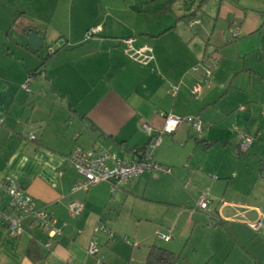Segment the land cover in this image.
<instances>
[{"label":"crops","instance_id":"0c3cea01","mask_svg":"<svg viewBox=\"0 0 264 264\" xmlns=\"http://www.w3.org/2000/svg\"><path fill=\"white\" fill-rule=\"evenodd\" d=\"M57 1L0 0V175L14 178L39 208L53 213L61 232L50 238L28 222L25 233L12 238L0 226V264H145L152 245L181 255L177 264H264V112L258 107L264 104V25L259 29V12L245 16L240 9L235 11L239 17H230L228 1L220 0L217 15L228 22L236 42L226 40L208 51L194 30L210 17L193 11L199 0L180 6V0H134V6L131 0H96L89 24L81 18L75 30L51 26L63 17L54 12ZM141 3L144 9L136 10ZM153 14L162 20L151 21ZM181 17L186 24L178 21ZM96 28L98 33L89 36ZM27 30L44 38L48 59L29 49ZM128 39L136 49L150 47L152 59L133 60L126 53ZM53 46L60 48L53 52ZM208 58L214 67L211 83L200 69ZM29 76L30 92L24 88ZM162 112L203 123L202 135L183 122L162 137L155 160L172 174L144 173L123 187L103 182L88 192H71L79 174L67 159L77 146L106 149L132 161L163 129ZM145 124L153 131H145ZM247 133H256L247 153L253 148L259 174L244 167L247 161L229 165V148L239 149ZM217 148L222 154L212 155ZM198 152L214 158L213 169L198 164ZM209 194L211 213L197 208ZM7 202L0 194V211L10 212ZM72 202L84 206L81 215L71 217ZM172 217L183 224L173 229ZM134 219L138 228L143 223L155 229L153 235H137L147 243L145 260H138L142 254L136 256V244L116 234L121 222ZM260 220L263 232L255 233L251 225ZM102 226L112 238L96 230ZM157 232L173 238L167 242ZM92 242L99 247L95 256L88 253ZM31 243L38 246L34 256L42 259L28 255Z\"/></svg>","mask_w":264,"mask_h":264},{"label":"built area","instance_id":"2783aa9c","mask_svg":"<svg viewBox=\"0 0 264 264\" xmlns=\"http://www.w3.org/2000/svg\"><path fill=\"white\" fill-rule=\"evenodd\" d=\"M194 23H191L193 26ZM98 30L95 29L89 33V36L95 35ZM239 33H235L238 37ZM134 39L125 40L126 53L135 61L146 64L152 59V49L150 47H141L139 49L133 46ZM54 52V49H51ZM218 61L214 63V67ZM205 78L210 79L212 71L206 70ZM32 76L27 79L24 88L30 92V82ZM200 91V86L194 88V93ZM161 116L166 120L165 125L161 131L154 136L148 147L143 151L139 157L132 161H126L116 154L105 150H85L77 146L68 156L69 161L77 170L78 179L71 188L72 193L88 192L91 188L103 182H111L114 187H123L136 177L145 174L165 173L172 174V169L164 167L155 160V153L162 143L164 135L173 134L183 122H187L194 132L201 134L203 131V123L197 118L183 119L172 113L162 112ZM144 129L147 132H152L150 125L145 124ZM34 140L35 136L31 135ZM255 138L249 134H245L239 145V150L244 155L247 153ZM0 194L8 198V209L10 212L0 211V226L4 227L7 236L12 238H19L25 233L26 224L29 222L31 227L38 228L42 231H47L50 238H55L61 234L58 229V219L48 211L46 208H39L35 199L28 193V191L20 185L14 178L10 176L0 175ZM213 201L208 195H204L199 199L198 207L204 212L211 213L214 211ZM84 206L78 202H72L69 205V213L71 217H77L83 213ZM252 231L259 233L262 229V222L257 221L251 225ZM104 230L108 233L110 238L113 233L109 232L105 227L97 228L96 230ZM165 241H170V236H163ZM99 247L97 242H92L88 253L90 255H97Z\"/></svg>","mask_w":264,"mask_h":264},{"label":"rangeland","instance_id":"374dc122","mask_svg":"<svg viewBox=\"0 0 264 264\" xmlns=\"http://www.w3.org/2000/svg\"><path fill=\"white\" fill-rule=\"evenodd\" d=\"M219 1L220 0H205L202 2V0H199L197 2L196 6L193 7L194 12L198 13L201 11H206L210 15V17H208V18L203 17V20H204L203 25L199 26L198 28L197 27L194 28V30H196V32L199 33L198 34V36H199L198 41H203L204 44L207 43V45L209 47L208 51H210L211 48L215 44H216L215 46L218 47L220 43L225 42L226 40H228V42H231L233 44L236 42V40H234L231 37L232 35L230 34V32L228 30L229 29L228 22H226L222 16L219 17L217 15L218 10H220V5H221L219 3ZM225 1H228V3H229V6L227 5L225 9L229 8L228 12L230 14L229 15L230 17H235V16L239 17L241 15V13H239V12L235 13V11H238L240 9L243 11L242 13L245 16L248 15V12H250V10H255V11L259 12L258 13L259 14V21H260L259 29L264 25V0H241V2H240V0H225ZM132 2H134V0H131L130 5L134 6V3H132ZM157 2H159V0ZM119 3L124 5V6L126 5L122 1H120ZM119 3H117V4H119ZM184 3L186 4V0H180L179 6L184 5ZM54 4L56 5L54 12L56 11V9H58V15L63 16V17L54 18L53 22L50 23V24H52L51 26L53 28L54 27H56V28H62L63 27L64 29H69L70 27H72V29L75 30V29H78L81 27V24H80L81 18H82V20L84 19V22H87L86 24H89V16L91 13H93V10H95L94 7L96 4V0H58L57 3H54ZM135 5H136V7H134V8L136 10H138L139 8H140V10L144 9L142 3L140 4V7L137 4H135ZM169 5L171 6V3H169ZM156 7L160 8V7H162V5H158ZM173 7L174 6H172V8ZM181 7H183V6H181ZM50 9H51V7L45 9V11H47L46 12L47 14L50 13ZM69 9L72 10L71 11L72 15L69 14V11H70ZM146 11H149V9L146 8ZM151 11H153V7H151ZM212 14H214V15H212ZM43 16H45V15L43 14ZM71 16H72V21L70 20ZM166 16H167L166 19H168V21H169V20H171L169 17L173 16V13L169 12L166 14ZM176 16H175V18H176ZM49 18L52 20V16H50ZM149 18L151 21H155L156 23L159 22L160 20H162V19L159 20L157 18V16L154 14H153V16L149 15ZM183 18L182 17L178 18L179 19L178 21L179 22L183 21L186 24L187 21H185V20H187V19H183ZM91 21H93V18L91 19ZM82 26H83V24H82ZM205 28H206V31H205ZM93 30H95V29H92L91 31H93ZM201 31H203V33H201ZM263 34H264V30H263ZM233 36L235 37V33H233ZM209 40H212V41H209ZM262 45L264 46V36L262 38ZM52 48L54 50H56L57 48H60V46H58L56 49L54 46ZM36 55H38L39 57L44 59L47 56L46 48H44L42 51H40ZM219 58L220 57L218 56V54L215 55L213 58V63L214 62L216 63V61H218ZM208 60H209V58L206 60L207 62L205 61L203 64H201L200 69H201L202 73H205L206 70H210V71H212V73L214 72V67H213V65L211 66V63H209ZM259 64H263V62L262 63L259 62ZM202 65H204L205 67H203ZM210 79H208L206 81H208V83H211L213 80H210ZM258 107H259V109H263V112H264V104H263V106L260 105ZM247 134H249V133H247ZM197 135L198 136L202 135V133L197 134ZM249 135H251L255 138L256 133L249 134ZM229 149H230V153L232 154V156H230L231 159L229 161V163H230L229 165H231L230 168L237 166L235 160H239V161L243 160V161H247V163H248L246 166H244L248 171H250L254 174H259V168H260L259 167V160H258V158L252 157V154H251V150L253 148L250 150V153H247L245 155L243 153H241L238 148H235V150H232V147H230ZM200 154H201V152H198L196 155L198 159H201V160H197L198 164L200 161L201 163L206 164L208 170L213 169V166L216 165L214 158L212 159L210 157L200 156ZM220 154H222V149L217 148V150H215L214 154H212V155L217 156ZM194 163H196V161ZM261 169H262V167H261ZM223 180L226 181V179H222V181ZM205 192H207V190ZM209 198L214 199L210 194H209ZM215 200H216V204L219 205V203H220L219 201H221L223 199L221 198V199H215ZM176 218L177 217H172L171 222H169L170 220L167 221L168 218H166L165 221L171 223L170 227L172 226L173 229H176V225H178L177 226V228H178L180 225L183 224V222H181L180 220H178ZM138 223H139L138 219H134V220H130V221L124 220L123 222H121V224H119V227L117 228L118 231L116 234L121 236V241L125 240L131 245L136 244V246H135V251L137 252L136 256L139 258L142 254V257L138 260H143V258L145 260L144 254H145V252H148L147 243L140 241V238L138 239L137 235L140 234L142 236V235H144V233L147 235V233H149V232L152 233V235H153L155 229H154V226H151V225L146 226L143 223H142V226L140 228H138ZM262 228H263V225H262ZM190 229H191V226H190ZM190 229H189V231H190ZM262 232L263 231H260V233H262ZM157 234H158L157 236L159 238L160 233L157 232ZM162 235L163 236H170L171 238H173L172 234H162ZM160 238L162 240H164L163 237H160ZM138 244H140L139 247H138ZM149 244H151V243H149ZM125 247H127V246H125ZM184 253L187 254L186 252H184ZM182 258L184 259L183 261L186 260L185 257L182 256ZM180 259H181V255H180L179 260ZM138 260H136V261H138ZM179 260H178V262H179Z\"/></svg>","mask_w":264,"mask_h":264},{"label":"trees","instance_id":"16d2710c","mask_svg":"<svg viewBox=\"0 0 264 264\" xmlns=\"http://www.w3.org/2000/svg\"><path fill=\"white\" fill-rule=\"evenodd\" d=\"M205 0H202V2ZM31 30H27V33H30ZM49 56L45 58L48 59ZM36 72H34L35 74ZM202 144L205 145V147H208L209 144H206V142H202ZM212 200V199H211ZM38 250V246L36 243H31L29 249H28V255L35 261L40 260L43 258V256L39 255V257L34 256L35 251ZM145 264H177L179 260V255L168 250L165 248H161L155 245H152L149 247V252L146 257Z\"/></svg>","mask_w":264,"mask_h":264},{"label":"water","instance_id":"95a60500","mask_svg":"<svg viewBox=\"0 0 264 264\" xmlns=\"http://www.w3.org/2000/svg\"><path fill=\"white\" fill-rule=\"evenodd\" d=\"M45 40L38 33L32 31L28 35V47L34 53H39L43 50Z\"/></svg>","mask_w":264,"mask_h":264}]
</instances>
